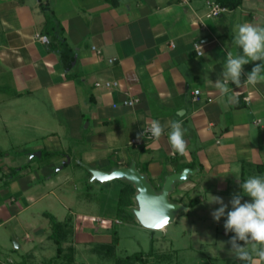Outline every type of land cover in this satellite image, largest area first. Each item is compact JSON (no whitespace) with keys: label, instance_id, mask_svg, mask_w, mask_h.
I'll return each mask as SVG.
<instances>
[{"label":"crops","instance_id":"crops-1","mask_svg":"<svg viewBox=\"0 0 264 264\" xmlns=\"http://www.w3.org/2000/svg\"><path fill=\"white\" fill-rule=\"evenodd\" d=\"M212 1L0 0V132L26 156L0 152V171L19 170L10 181L12 193L35 203L32 184L43 177L52 182L72 163L109 170L134 161L157 190L165 176L189 168L194 173L175 185L170 199L188 211L208 204L209 215L200 216L208 223L219 208L211 196L229 209L242 182L264 177V82L240 89L229 83L239 91L234 103L210 82L221 77L227 52L242 54L232 42L236 25L264 26V0H242L208 17ZM254 63L244 66L242 82ZM106 81L118 87L95 86ZM194 91H200L199 101ZM128 100L136 102L125 106ZM154 119L182 123L185 155L172 151L168 128L159 144L141 135ZM36 152L49 155L47 164L31 166ZM12 217L7 203L0 204V225ZM92 217L76 216L71 235L78 243L103 237Z\"/></svg>","mask_w":264,"mask_h":264},{"label":"rangeland","instance_id":"rangeland-1","mask_svg":"<svg viewBox=\"0 0 264 264\" xmlns=\"http://www.w3.org/2000/svg\"><path fill=\"white\" fill-rule=\"evenodd\" d=\"M3 136L4 133L0 132V152L4 150L8 155L26 157L24 151L17 150L20 147L10 144L9 139ZM48 161L49 155L43 153L42 157L33 158L31 166L45 165ZM75 164L67 165L64 174L54 173L52 182L45 177L36 180L32 184L35 187L32 192L39 199L35 203L29 201L26 194H14L11 191L10 181L15 179L19 170L0 171V204L7 203L15 216L0 225V264H117L116 259L120 257L138 252L148 253L150 250L159 255L171 254L170 259L163 258L160 262L152 256L146 257L149 262L159 264H242L230 255L231 245L227 242L234 233H224L226 215L225 220L218 223L207 215L208 223L200 218L202 214L210 213L206 203H197L190 211L181 212L163 230L146 229L134 217V222L119 217L120 224H112L105 229L94 222L95 228H99L96 230L98 235H103L97 243H78L79 237L76 239L70 235L62 247L63 255L68 254L69 246L74 247L72 261L62 254L57 258L56 246L48 238L51 231L50 218L73 227L78 214H90L94 218L104 216L112 220L119 216L115 201L123 181L90 182L88 172ZM73 169H76V173ZM67 173L69 175L64 176ZM81 219L83 223L91 221ZM113 227L119 237L117 245L111 244ZM99 230L107 231L100 233ZM100 244H107L105 247L108 248L101 249Z\"/></svg>","mask_w":264,"mask_h":264},{"label":"clouds","instance_id":"clouds-1","mask_svg":"<svg viewBox=\"0 0 264 264\" xmlns=\"http://www.w3.org/2000/svg\"><path fill=\"white\" fill-rule=\"evenodd\" d=\"M232 42L242 51V54L234 56L231 52H227L221 77L215 83L210 81L221 96L227 97L228 103L237 102L239 95V91L229 88V83L240 89L245 84L255 86L259 82H264V26L250 23L238 24ZM195 46L202 50V45ZM251 62L259 63H254L251 72L246 74V80L242 82L244 66ZM149 123L150 127L147 131L157 144L161 142L165 136V129L168 128L167 142L172 151L181 156L186 154L187 142L181 122L170 120L166 124H161L159 120L154 119ZM141 135H145V131ZM240 188L241 193L234 194L230 201V211L221 197L211 196L210 203L219 205V208L211 215L217 223L226 215L223 225L225 234L234 233L227 242L231 245L230 255L242 264H261L264 262V177H249L240 184ZM244 196L249 197L251 202L242 203ZM139 201L152 219V224L148 226L162 228L156 225L163 224L164 227L169 224L171 218L167 213L173 207H164L158 199L146 193L141 194Z\"/></svg>","mask_w":264,"mask_h":264},{"label":"water","instance_id":"water-1","mask_svg":"<svg viewBox=\"0 0 264 264\" xmlns=\"http://www.w3.org/2000/svg\"><path fill=\"white\" fill-rule=\"evenodd\" d=\"M41 153L36 152L31 157H40ZM90 175V182L105 183L114 180H121L133 186L135 192L132 196L133 204L130 207L135 221L142 227L149 230H163L162 228L150 227L152 219L150 215L142 208L139 197L142 193H146L148 196H154L158 199L164 207H173L168 211L170 216L169 224L173 223L177 216L181 212H187L189 208L182 203L172 201L170 195L175 191V185L177 183L184 182L188 179L189 175L194 171L189 168L182 169L180 172L172 173L164 177L162 186L157 190L154 185L149 181L145 173H141L135 165V162H131L128 167H111L109 170H101L98 168H92L84 164H80ZM168 224V225H169ZM18 246V244L16 243Z\"/></svg>","mask_w":264,"mask_h":264},{"label":"trees","instance_id":"trees-1","mask_svg":"<svg viewBox=\"0 0 264 264\" xmlns=\"http://www.w3.org/2000/svg\"><path fill=\"white\" fill-rule=\"evenodd\" d=\"M217 3H219L221 6L226 7L229 10H233L237 8L238 6L241 5L242 0H215ZM45 14H47V7L42 6L41 8ZM46 154V153H45ZM48 155V154H46ZM135 190L132 185L122 182L121 186L119 187L117 191V196H116V201H115V208H116V213L117 216L116 220L121 221L119 217H122L123 219L125 218L126 220H131L134 222L133 215L130 212V207L132 205V196L134 194ZM195 201L190 200L189 201V206L192 207L194 205ZM51 219V231L48 235V238L52 240V242L56 246V251H57V258L61 256L68 258V260L71 262L73 258V253H74V247L69 246L68 247V254L63 255V247L62 243L68 238V236L71 235L72 233V227H69L68 223H60L56 222ZM116 225V224H114ZM118 225V224H117ZM111 244L112 245H117L119 242V237L117 235V232L114 230V227L111 229ZM107 244H100L101 249L102 248H108L105 247ZM171 254H158L154 252L153 250H150L148 253L145 252H138L134 253L125 257H120L116 259L117 264H134L135 262H139L141 264H159L158 262H149L146 257L147 256H152L159 260V262L164 258L170 259Z\"/></svg>","mask_w":264,"mask_h":264},{"label":"built area","instance_id":"built-area-1","mask_svg":"<svg viewBox=\"0 0 264 264\" xmlns=\"http://www.w3.org/2000/svg\"><path fill=\"white\" fill-rule=\"evenodd\" d=\"M186 1V0H185ZM208 9H209V12L207 14L208 17H217L219 16L220 14L224 13L227 11V8L224 7V6H221L219 3L215 2V1H212V2H209L208 3ZM37 38L42 42V43H45L47 44L49 41H48V38L46 36H40L38 35ZM198 44V43H195L193 44V47L194 49L196 50L197 54L198 55H201L202 54V51L201 49L197 48L195 45ZM173 46V45H172ZM94 49V48H93ZM95 86L97 88H104V89H110V88H113V87H118V82L117 81H106V82H103V83H95ZM200 91H194L193 92V100L194 101H199L200 100ZM208 101H211L210 98L207 99ZM244 102L248 103L249 102V97H244L243 98ZM136 102V100H128V101H125L124 102V105L125 106H132L134 103ZM150 127V124L145 126L144 129H143V132L145 131V137L147 139H152L151 137V134L150 132L147 131V129ZM132 144L134 145H141V142L139 139H133L132 141ZM91 221L94 223H98V225L101 227V228H110V226H112V224H120V221L119 220H112V219H109V218H102V217H98V218H94L92 217L91 218Z\"/></svg>","mask_w":264,"mask_h":264},{"label":"snow or ice","instance_id":"snow-or-ice-1","mask_svg":"<svg viewBox=\"0 0 264 264\" xmlns=\"http://www.w3.org/2000/svg\"><path fill=\"white\" fill-rule=\"evenodd\" d=\"M156 227H163V224L156 225Z\"/></svg>","mask_w":264,"mask_h":264}]
</instances>
